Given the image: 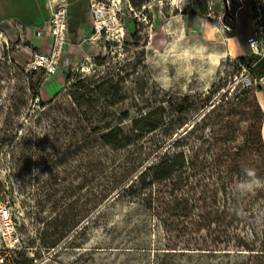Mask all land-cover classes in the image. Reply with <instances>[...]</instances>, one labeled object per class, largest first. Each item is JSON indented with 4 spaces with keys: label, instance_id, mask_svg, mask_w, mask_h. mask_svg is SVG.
I'll use <instances>...</instances> for the list:
<instances>
[{
    "label": "trees",
    "instance_id": "16d2710c",
    "mask_svg": "<svg viewBox=\"0 0 264 264\" xmlns=\"http://www.w3.org/2000/svg\"><path fill=\"white\" fill-rule=\"evenodd\" d=\"M194 4L205 16L204 7ZM225 23L232 29L228 38H235V27ZM237 62L260 92L264 56L251 53ZM94 78L77 75L72 80L68 74L63 100L60 92L39 101L40 108L53 113L52 133L43 136L52 144L50 160L43 165L52 163L48 169L53 172L44 198L61 194L62 201L73 199L63 201V208L52 206L61 214L45 224L54 230L53 240H43L45 249L72 240L80 228L98 226L104 208L127 200L159 220L168 241L164 255L190 247L213 253L221 247L226 257L234 255L228 264H264V190L245 197L233 190L244 168L256 169L258 176L264 173V111L256 96L229 105L212 119L218 109L209 104L210 90L173 96L153 86L147 96L141 93L144 98L133 104L131 116L127 109L116 110L126 101L119 81L109 74ZM191 111L202 115L188 130L184 116ZM237 116L248 126L242 145L231 147L235 138L229 124ZM70 163L81 176L76 171L68 179L58 171ZM81 191L84 200L78 210L75 196Z\"/></svg>",
    "mask_w": 264,
    "mask_h": 264
},
{
    "label": "rangeland",
    "instance_id": "374dc122",
    "mask_svg": "<svg viewBox=\"0 0 264 264\" xmlns=\"http://www.w3.org/2000/svg\"><path fill=\"white\" fill-rule=\"evenodd\" d=\"M195 2L204 7L206 15L198 16L199 25L188 27L187 19L180 16L194 10ZM243 3L241 10L233 12L231 1L227 10L222 0H122L124 17L115 16V25H110L104 35H93L91 27L83 33L77 43L80 53L75 65L64 70V84L63 79L57 80L62 75L58 74L46 78L39 86V75L25 69L27 54L14 47L18 40L6 35L8 46L0 44V192L14 204L13 220L22 246L16 254L18 264L27 260L29 264H228L234 255L226 257L221 247L213 251L215 255L196 251L195 247H190L191 251L177 250L164 255L168 241L159 220L143 206L127 200L104 208L98 226L88 231L80 228L72 240L69 238L54 249H45L43 240H53L50 235L54 231L45 224L61 214L53 212L52 206L57 203L63 208V201L68 203L73 199L62 201L61 194L44 198L48 191L45 185L53 172L48 169L52 163L43 165L50 160L52 147L50 139L43 136L52 133L53 113L40 108L39 101H48L47 95L53 97L62 85L57 93L61 92L59 99L63 100L67 95L64 89L68 86V74L72 80L77 75L99 79L109 74L114 81H119L126 97L125 103L116 110L127 109L131 116L133 104L144 98L141 93L147 96L153 86L173 96L205 95L210 90L213 95L209 104L218 109L212 119L233 103L255 96L259 100L256 82L237 60L251 53L264 56V0H243ZM226 21L235 27L232 32L236 37L231 42L227 41V32L232 29ZM168 31L180 34L186 43L203 44L222 55L209 57L211 70L206 75L174 77L171 87L162 88L154 80L153 53L168 39L165 35ZM230 48L232 55H229ZM260 84L264 90V80ZM201 115L195 111L186 113L185 129L189 130ZM229 126L235 138L230 146L242 145L248 122L237 116ZM190 142L193 144V139ZM74 166L75 163H70L58 171L69 179L77 171ZM77 174L81 176V170ZM259 177L264 178V173ZM82 194L83 191L75 196L78 210L83 206ZM84 225L82 222L81 226ZM60 235L59 230L55 238Z\"/></svg>",
    "mask_w": 264,
    "mask_h": 264
},
{
    "label": "built area",
    "instance_id": "2783aa9c",
    "mask_svg": "<svg viewBox=\"0 0 264 264\" xmlns=\"http://www.w3.org/2000/svg\"><path fill=\"white\" fill-rule=\"evenodd\" d=\"M88 1L92 16L91 31L95 36L101 37L109 30L110 25H115V16L124 17L122 0ZM230 1L236 6V12L243 8V0H222L223 8L229 10ZM68 6V0H46L48 17L43 25L44 32L50 37V46L45 51L25 43L22 34L19 35V43L14 45L18 52L23 51L27 54L25 69L29 73L39 75V86L46 78L56 76L66 62L63 60L66 58L70 43ZM36 35L42 36L41 32H37ZM0 44L8 46V39L1 31ZM13 205L10 197L0 192V264H18L16 254L22 249L21 237L13 220Z\"/></svg>",
    "mask_w": 264,
    "mask_h": 264
},
{
    "label": "crops",
    "instance_id": "0c3cea01",
    "mask_svg": "<svg viewBox=\"0 0 264 264\" xmlns=\"http://www.w3.org/2000/svg\"><path fill=\"white\" fill-rule=\"evenodd\" d=\"M88 2V0H68L70 43L67 48L66 62L58 72V74H62L61 78H57V80L63 79V84L65 82L64 70L75 65L79 56L80 50L77 47V43L83 33H87L92 25ZM194 7V10L192 9L184 13V15H176L175 17L180 16L187 19L186 25L188 27L199 25L198 16L200 13L196 5ZM47 17L46 0H0V31L5 36L7 35L8 38L15 40H18L19 35L22 34L25 43L41 51H45L50 46V37L44 32L43 25ZM18 26H21V28ZM37 32H41L42 36H37ZM259 94L258 101L262 111H264V90H261ZM52 98L47 95L48 101ZM261 135L262 140H264V123H262Z\"/></svg>",
    "mask_w": 264,
    "mask_h": 264
},
{
    "label": "clouds",
    "instance_id": "9594fccd",
    "mask_svg": "<svg viewBox=\"0 0 264 264\" xmlns=\"http://www.w3.org/2000/svg\"><path fill=\"white\" fill-rule=\"evenodd\" d=\"M165 35L168 39L153 53V67L156 73L154 80L162 88L171 87L174 77L206 75L211 70L209 57L222 55L212 52L206 45L186 43L185 38L178 33L168 31ZM233 190L239 197L252 195L258 190H264V178L258 176L256 169L246 167L242 170V178L237 179L234 184Z\"/></svg>",
    "mask_w": 264,
    "mask_h": 264
},
{
    "label": "bare ground",
    "instance_id": "6f19581e",
    "mask_svg": "<svg viewBox=\"0 0 264 264\" xmlns=\"http://www.w3.org/2000/svg\"><path fill=\"white\" fill-rule=\"evenodd\" d=\"M232 40H233V38H229L227 41H228V42H231ZM228 51H229V55H232V53H233V49L230 48V49H228Z\"/></svg>",
    "mask_w": 264,
    "mask_h": 264
},
{
    "label": "flooded vegetation",
    "instance_id": "af4514ba",
    "mask_svg": "<svg viewBox=\"0 0 264 264\" xmlns=\"http://www.w3.org/2000/svg\"><path fill=\"white\" fill-rule=\"evenodd\" d=\"M18 43H19V38H18ZM35 74V73H34Z\"/></svg>",
    "mask_w": 264,
    "mask_h": 264
},
{
    "label": "water",
    "instance_id": "95a60500",
    "mask_svg": "<svg viewBox=\"0 0 264 264\" xmlns=\"http://www.w3.org/2000/svg\"><path fill=\"white\" fill-rule=\"evenodd\" d=\"M223 1H225V0H223Z\"/></svg>",
    "mask_w": 264,
    "mask_h": 264
}]
</instances>
